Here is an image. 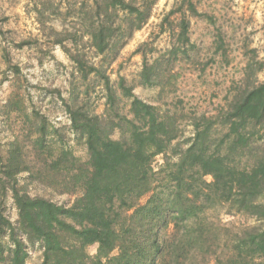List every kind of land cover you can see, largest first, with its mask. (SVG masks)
I'll list each match as a JSON object with an SVG mask.
<instances>
[{"label": "trees", "instance_id": "1", "mask_svg": "<svg viewBox=\"0 0 264 264\" xmlns=\"http://www.w3.org/2000/svg\"><path fill=\"white\" fill-rule=\"evenodd\" d=\"M157 1L84 0L71 10L76 26L57 44L82 80L101 81L104 108L92 110L75 92L65 102L84 159L38 116L36 152L51 174L44 189L18 183L40 171L26 166L16 142L0 153V197L10 195L16 210L13 223L0 204V264H26L34 242L40 264H264V60L253 51L215 113L163 99L162 63L147 62V43L134 51L143 58L138 85L157 89L156 100L123 78L114 86L107 68ZM177 26L168 60L189 43V21ZM53 192L75 197L57 202Z\"/></svg>", "mask_w": 264, "mask_h": 264}, {"label": "rangeland", "instance_id": "2", "mask_svg": "<svg viewBox=\"0 0 264 264\" xmlns=\"http://www.w3.org/2000/svg\"><path fill=\"white\" fill-rule=\"evenodd\" d=\"M83 1L0 0V153L5 156L16 142L26 166L33 172L40 171L31 183L25 173L18 181L29 182L30 192L44 189L50 180L44 177L51 175L43 162L46 154L36 152L38 116H43L52 136L61 138L66 147L84 159L85 149L69 129L65 102L75 92L92 110L101 112L104 108L101 81L94 75L82 80L57 44L76 26L71 10ZM189 3L194 12L188 9ZM170 10L174 13L164 20ZM182 17L189 21V43L180 45L176 58L168 60L167 52L176 44L177 22ZM142 43H147V62L162 63V85L168 95L163 99L215 113L240 83L253 51L257 60H264V0H158L148 22L133 33L107 68L114 86L123 78L134 86L137 95L155 101L157 89L138 85L143 58L134 51ZM80 45L91 62L100 63L101 55L83 42ZM260 76L263 78V74ZM54 130L62 131V136ZM74 197L73 193L53 192L52 198L70 202ZM0 199L4 214L15 223L16 210L10 195ZM27 249L26 264H40L39 243H28ZM88 250L93 253L95 247Z\"/></svg>", "mask_w": 264, "mask_h": 264}]
</instances>
